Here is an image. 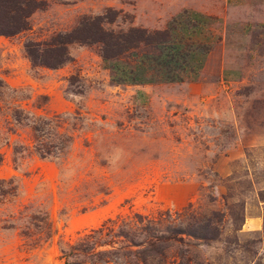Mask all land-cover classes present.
<instances>
[{
	"label": "rangeland",
	"instance_id": "rangeland-1",
	"mask_svg": "<svg viewBox=\"0 0 264 264\" xmlns=\"http://www.w3.org/2000/svg\"><path fill=\"white\" fill-rule=\"evenodd\" d=\"M41 1L0 37V264H87L71 252L105 220L188 203L221 213L219 239L191 248L204 264H264V0ZM107 9L105 29L149 33L188 11L185 48H208L197 79L118 85L76 43L61 68L31 65L25 43Z\"/></svg>",
	"mask_w": 264,
	"mask_h": 264
},
{
	"label": "trees",
	"instance_id": "trees-1",
	"mask_svg": "<svg viewBox=\"0 0 264 264\" xmlns=\"http://www.w3.org/2000/svg\"><path fill=\"white\" fill-rule=\"evenodd\" d=\"M43 5L41 0H0V37H13L27 30L29 18ZM187 13L184 11L174 17L163 31L149 33L133 27L114 32L103 25L113 23L119 13L107 9L103 15L83 16L69 32L57 33L46 41L25 43L24 51L32 66L58 69L71 59L70 45H99V56L115 84L195 81L208 48L200 44L192 46L194 48L190 51L185 48L187 25H183L181 19ZM200 26V21H195L189 30L196 31ZM142 48H150L151 52H142ZM1 183L4 181L0 180ZM199 210L200 207L195 208L188 203L175 211L165 209L152 214L133 212L109 218L81 240L89 243L87 246L80 243L71 255L87 264L109 262L117 255L125 264H172L175 255H170V251L174 248L177 250L174 259H179V264H204L199 253L191 248H195L196 243L218 240L222 219L218 211L207 215ZM115 245L119 247L98 250ZM187 253L193 257L186 258Z\"/></svg>",
	"mask_w": 264,
	"mask_h": 264
}]
</instances>
